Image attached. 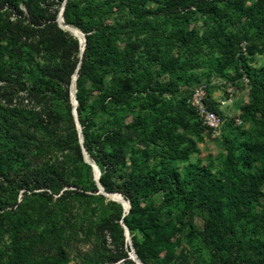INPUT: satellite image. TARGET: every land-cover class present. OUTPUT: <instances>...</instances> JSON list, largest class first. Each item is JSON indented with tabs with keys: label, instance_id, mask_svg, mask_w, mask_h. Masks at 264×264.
Segmentation results:
<instances>
[{
	"label": "rangeland",
	"instance_id": "1",
	"mask_svg": "<svg viewBox=\"0 0 264 264\" xmlns=\"http://www.w3.org/2000/svg\"><path fill=\"white\" fill-rule=\"evenodd\" d=\"M63 1L55 0L52 5L58 10L57 17ZM25 2L27 0H0V8L3 6L1 10L3 11L11 6L13 14L18 10L25 14ZM75 3H79L85 19L96 18L114 27L118 49L130 51L133 47L137 48L135 66L147 68V72L151 74L150 87L143 92L132 93L123 105H111L106 102V108L99 109L97 108L99 93L89 92L86 107L80 116L92 121L89 128L92 151L95 150L93 148L98 138L101 139L104 133H110L120 126L124 128L123 132L129 146L137 150L138 166L143 165L144 162L151 165L157 149L149 142V137L145 133L151 129L152 122L155 120L160 128H163L164 118L172 114V107L193 87L202 81L210 83L212 77L216 79L211 73L212 70L215 71V64L213 62L212 65L211 62V56L215 53L205 44L203 52L197 56V61L192 62L187 60L190 51L185 50V46L178 41L168 44V40L164 38L176 27L185 28L187 32H196L199 39L209 37L213 33L215 17L211 14L207 16L196 12L193 6L171 5L169 0H83L80 2L76 0ZM69 26L76 28L73 25ZM80 33L83 35L82 32ZM159 43L163 44L161 46H165L167 51L175 56L179 54L181 59L187 62L183 78L178 80L176 90L156 89L157 83L167 81L168 76L156 74L158 67L146 63L150 56L149 49ZM1 46L0 152H3L5 164L0 171V199L10 200V205H7L5 209L10 213V217L14 216L12 212L21 211L31 216L29 220L31 235L26 236L31 247L28 260L32 264H47L52 260L54 248L50 243L39 242L35 237L40 232L45 234L51 227H58L63 221L56 210L55 197L49 200L46 197L30 195L28 189L19 188L16 185L18 179L33 185L42 180L56 184L65 178L70 182L75 181L77 187L83 188L87 194L86 197H81L73 193L70 196L71 199H68L70 208L65 214L64 222L76 228L77 234L64 245L67 251V264H135L130 254L132 250L135 253L134 244L142 241L143 234L139 231L130 232L122 221L124 216H129V207L125 209L120 202L100 194L98 189L92 190L93 186H96L92 164L96 165L100 174L101 171L88 153V161L83 160L76 165L77 169L74 172H70L69 163L73 160L70 156L71 151L68 149L61 151L58 147L60 139L70 138L67 113L71 114L72 110L71 85L66 98L63 93V83L43 74L45 71L43 61L38 60L39 66L42 67L41 72L37 69L31 72L23 63V47H10L5 43ZM78 56L80 58V54ZM249 66L253 69L264 66V53L256 54L249 62ZM141 67L138 72L142 71ZM74 74L77 77V71H74L72 76ZM111 74V72L107 73L106 82L109 81L110 76L115 75ZM142 74L139 73V76ZM234 75L233 67L228 68L224 75L226 77L213 80L215 83H211L208 87V94L215 102L227 97L228 88L233 90V103L220 110L225 118V125L218 134L212 136L211 133L201 129L195 114L190 113L187 116V122L191 126H197L196 132L188 134L196 143L197 151L191 153L186 161L175 165L179 174L178 178L186 179L184 193L175 191L172 185L173 193L165 199L162 192L145 196V198L139 197L140 185L138 186L134 180V172L137 168L133 172L128 158L124 164L116 165L115 170L111 171L107 177V184L112 191L104 190L105 192L119 194L127 202V195L139 198L141 205L149 203L155 209L160 207L163 220H171L177 224L179 220L182 221L183 224L179 225L181 231L175 237L172 257L167 264H227L218 260L217 252H214L211 247L208 231L212 225L205 226L209 217L219 222V225L214 226V235L220 236L230 247L236 245L240 246L241 250H246L250 243L255 245L264 241V163L261 166L258 164L260 160L250 162V159H246L247 167L243 170L251 175L253 171H256L253 175L256 183L251 184L250 180L245 178L246 183L241 184V189L250 190L249 198L251 199L244 205L238 219H235L236 216L230 206V199L234 194L232 184L234 177L229 176L222 169V161L227 156L225 138L228 140L235 138L251 146L249 150L235 149L236 155L255 156V152L264 147V130L252 125L242 116L243 106L248 102L247 82L243 78L234 83L227 79ZM31 86L39 88L40 92L32 91L29 94ZM86 87L88 89L89 83H86ZM74 90L76 93L75 84ZM236 116L240 117L241 125H235L233 122ZM136 118L142 119L143 122L132 129L127 128L126 125ZM177 132H183L181 127H178ZM139 150H144L146 158L139 153ZM109 153H111L110 148L105 145L104 155ZM194 164L199 169L207 170L206 177L212 195L206 201L199 198L198 194H194L191 189L193 177L186 168L191 171L189 166ZM159 167L156 165L154 169ZM258 175L261 177L256 178ZM254 186L256 187L253 188ZM75 187L69 184L62 189L73 190ZM38 191L40 190H33V192ZM116 224L122 229L125 226L128 230V240L124 236L123 244L120 243ZM8 242L9 237L4 234L0 240V264H5L8 260L9 253L6 246ZM228 252L231 258L237 254L235 248ZM120 255L122 257L113 262L108 260ZM155 262L150 260L148 264H155ZM255 264L264 263L260 261Z\"/></svg>",
	"mask_w": 264,
	"mask_h": 264
},
{
	"label": "trees",
	"instance_id": "2",
	"mask_svg": "<svg viewBox=\"0 0 264 264\" xmlns=\"http://www.w3.org/2000/svg\"><path fill=\"white\" fill-rule=\"evenodd\" d=\"M75 1H65L62 16L64 24L75 26L84 35V48L80 58L78 56L80 54L78 40L69 32L61 29L57 23L58 10L52 6L55 0H27L24 4L25 14L19 10L13 14L11 6L1 11L2 6L0 8V49L2 43L10 47H23V63L31 72L36 71L35 69L41 72L42 67L39 66L38 60L43 61V70H45L43 74L63 83V93L66 98L71 85V76L74 71H77L75 96L78 104L76 112L82 126L83 146L86 153L100 168L99 183L104 190L112 191L107 184V177L111 171L115 170L116 165L124 164L128 158L133 172L137 168L134 172V180L138 186L140 185L138 187L139 197L145 198V196L162 192L163 199H165L173 193L172 185H174L175 191L184 193L186 179L178 178L179 174L175 165L178 162L186 161L191 153L197 151L196 143L188 136V134L196 132L197 129V126H191L187 122L188 114L196 115L195 111L186 103L190 91L172 107V114L164 118L163 128H160V125L154 120L151 129L146 131L145 135H148L149 142L157 149L151 165L144 162L143 165L138 166L137 150L133 146H129L123 132L124 128L120 126L110 133H104L101 139L98 138V142L93 148L95 150L92 151L89 138V128L92 121L80 116L86 107L89 92L97 91L99 93L97 106L99 109L106 108V102L111 105H123L132 93L143 92L150 87L151 74L147 72V68L135 66L137 48L133 47L130 51L118 49L114 27L96 18L85 19L83 10ZM169 1L174 6H193L194 11L207 16L211 14L215 17L213 33L209 37L199 39L196 32H187L185 28L176 27L169 35L165 36L164 40H168V44L180 42L182 46H185V50L190 51L187 60L192 62L197 61V56L203 52V45L205 44L209 50L215 53L211 56L212 65L213 62L215 64V71L212 70L211 73L216 78L223 79L226 77L224 76L226 70L233 67L235 75L230 78L231 80L229 77L227 79L234 83L244 77L248 85V102L243 106L242 116L252 125L264 130V66L259 69H253L249 66V62L253 60L256 54L264 53V0ZM243 43L245 54L241 51V44ZM161 45L163 44L159 43L149 49L150 56H148L149 59L146 60V63L158 67L156 74L168 76L167 81L157 83L156 89L161 91L168 88L176 90L178 80L183 78L187 62L181 59L179 54L175 56L167 51L165 46L162 47ZM140 67L142 71L138 72ZM117 70L119 72L116 73ZM110 72L115 75L110 76L109 81L106 82V75ZM139 73L142 75L139 76ZM86 83H89L88 89ZM32 91L34 93L40 92L39 88L34 86H31L29 94ZM41 91L43 92L42 88ZM67 119L70 138L60 139L58 147L61 151L65 149L71 151L70 156L73 160L69 163V171L74 172L77 169L76 165L82 163L84 159L78 143L74 120L69 112ZM140 122L143 120L136 118L126 127L132 129ZM198 124L201 129L207 131L199 120ZM224 125L225 123L221 130ZM178 127H181L183 132L178 133ZM105 145H108L111 151L107 155H104ZM250 148V145L241 140L225 138L227 156L222 161V169L226 174L234 177L232 183L234 194L231 196L230 206L236 216L235 219H238V216L243 212L244 205L248 204L251 199L249 198L250 190L241 189V184L246 183L245 178L249 179L251 184L256 183L253 176L256 171H253L251 175L246 174L243 170L247 167L246 159H250V162L260 160L261 162L258 164L261 166L264 163V147L255 152V156L251 154L236 155L234 151L235 149L249 150ZM139 153L146 158L144 150H139ZM4 164L3 152H0V171ZM156 165L160 166L159 169H154ZM189 167L191 171L188 168L186 171L192 173V192L197 193L203 201L208 200L212 194L206 177L207 170L199 169L195 164ZM259 177L261 175L256 178ZM63 179L56 184L52 181L42 180L31 185L19 178L18 184H16L19 188L28 189L30 195L46 197L49 200H53L55 197L57 202L56 210L63 222L58 227H51L45 234L38 233L35 237L39 242L50 243L51 247L54 248V256L47 264L68 263L66 246L64 245L68 244L73 235L77 234L76 228L64 222L66 221L65 214L70 208L68 199H71L70 196L73 193L81 197L87 196L85 190L77 187L75 181L70 182L65 178ZM69 184L76 187L73 190L62 189L63 186ZM34 189L40 191L33 192ZM97 189V186L92 188L93 191ZM24 195L26 196V193ZM127 200L129 216H124L122 221L130 232L139 231L143 234L142 241L134 244L137 258L143 264H148L150 260H155V264H167L172 257L176 242L175 237L181 231L179 225L183 224L182 221L179 220L177 224L171 220H163L160 207L155 209L149 203L141 205L139 198L127 195ZM7 205H10V200L0 199V240L4 234L9 237V242L6 245L9 254L5 264H32L28 260L31 247L28 244L29 239L26 237L31 235L29 222L31 216L27 212L21 211L19 213L12 212L14 216L10 217V213L5 210ZM230 221L233 222L231 219ZM209 225L212 226L209 227L208 238L212 243L211 247L214 252H217L218 260L227 264H255L260 261L264 263V241L255 245L250 243L246 250H241V247L236 245L230 247L220 236L213 233L214 226L219 225L218 220L209 217L205 226L208 227ZM116 228L120 243L123 244L124 230L118 224H116ZM234 248L237 254L231 258L228 251ZM119 257L122 255L111 257L108 260L113 262Z\"/></svg>",
	"mask_w": 264,
	"mask_h": 264
},
{
	"label": "built area",
	"instance_id": "3",
	"mask_svg": "<svg viewBox=\"0 0 264 264\" xmlns=\"http://www.w3.org/2000/svg\"><path fill=\"white\" fill-rule=\"evenodd\" d=\"M241 51L245 54L244 43L241 44ZM217 79L220 80V78L215 79L212 77L210 83L202 81L197 84L190 90L189 96L186 100L187 105L195 111L201 125L209 131L212 136L218 134L222 125L225 123V118L220 110L223 107L230 106L234 101L233 90L230 88L227 89L228 95L224 99L216 102L211 99L208 94V87L211 83H215L214 81ZM243 80L246 79L243 77ZM233 122L235 125L242 124L239 116L234 117Z\"/></svg>",
	"mask_w": 264,
	"mask_h": 264
},
{
	"label": "water",
	"instance_id": "4",
	"mask_svg": "<svg viewBox=\"0 0 264 264\" xmlns=\"http://www.w3.org/2000/svg\"><path fill=\"white\" fill-rule=\"evenodd\" d=\"M65 1H66V0L63 1V4H62V6H61V9H60V11H59V13H58V17H57V23H58L59 27H60L61 29H63V30H64V26H67L66 24L63 23V16H62V14H63V9H64V5H65ZM61 23H62L63 25H61ZM78 31H79V30H78ZM67 32H68V31H67ZM79 32H80V31H79ZM70 34H71V33H70ZM82 36H83V35H82ZM77 39H78V38H77ZM78 41H79V44L81 45V42H80L79 39H78ZM84 42H85V39H84V36H83V45H82V47L80 46V57H81L82 52H83ZM75 80H76V75L74 74V75L72 76V78H71V91H70L71 105H72L71 114H72V117H73V120H74L75 128H76V130H77L78 143H79L80 148H81V151H82L83 159H84L85 161H88V155H87L86 150H85V148H84V146H83V138H82L81 126H80V124H79V122H78V120H77L76 107H77V104H78V103H77L76 96H75V90L72 91V82H74V84H75ZM74 84H73V89H74ZM92 168H93V170H94V181H95L96 186H97V188H98V192H99L100 194H102L103 196H105V197L111 199V200L118 201L117 199L113 198V195H114L115 193H107V192H105L104 189L102 188V186L100 185V183H99L100 172H99L98 168L96 167V165H95L94 163L92 164ZM118 196H120V195L118 194ZM120 197H121V196H120ZM123 201H124V200H123ZM118 202H120L121 205H122V207L125 208V209H127V208L129 207V203H128L127 201H125V202H126V205H125L123 202H121V201H118ZM123 229H124V236H125L126 239L128 240V230H127V228H126L125 226H123ZM130 257H131L132 261H133L135 264H142V262L137 258L136 254L134 253L133 250H132V253L130 254ZM134 260H135V261H134Z\"/></svg>",
	"mask_w": 264,
	"mask_h": 264
},
{
	"label": "bare ground",
	"instance_id": "5",
	"mask_svg": "<svg viewBox=\"0 0 264 264\" xmlns=\"http://www.w3.org/2000/svg\"><path fill=\"white\" fill-rule=\"evenodd\" d=\"M61 25H63V24L61 23ZM64 30H65V31H68V32L71 33L74 37L78 38V39L80 40V42H81V45H80V46L82 47V45H83V36H82V34L78 31V29H76V28H74V27H72V26L67 25V26H64ZM73 84H74V82H72V91H74V89H73ZM113 198L117 199L118 201L123 202V203L126 205V202L123 201L122 197H120V196L114 194V195H113ZM134 261H135V260H134Z\"/></svg>",
	"mask_w": 264,
	"mask_h": 264
}]
</instances>
